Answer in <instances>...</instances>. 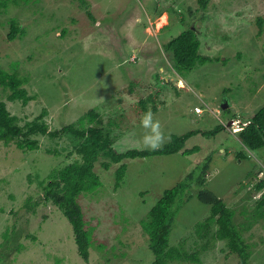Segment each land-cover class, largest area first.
Returning <instances> with one entry per match:
<instances>
[{
    "label": "rangeland",
    "instance_id": "obj_1",
    "mask_svg": "<svg viewBox=\"0 0 264 264\" xmlns=\"http://www.w3.org/2000/svg\"><path fill=\"white\" fill-rule=\"evenodd\" d=\"M84 1L94 20L78 0H11L0 9V70H15L26 79L24 88L32 97L26 105L9 102L0 87V100L19 126L45 110L48 130H60L94 109L107 128L122 108L127 116L121 119V133L110 132L116 136L111 147L117 153L145 150L140 138L147 130L140 127L143 114L135 104L148 89L160 91L152 116L166 136L163 145L189 131L210 132L220 125L225 130L188 139L185 147L200 149L189 156L180 152L126 159L108 171L100 170L99 162L105 160H99L95 170H100L102 185L83 195L81 205L86 228H93L95 241L105 242L106 248L90 249L88 263L77 254L68 220L41 200L38 189L52 170L80 159L72 152L71 139L38 135L35 151L0 143V264H150L153 255L141 222L164 190L188 170L199 173L196 168L207 161L206 188L235 212L236 224L248 222L245 218L264 195V188L254 192L255 184L264 182V147L247 150L236 129L264 105V0H207L204 10L199 0ZM257 18L263 20L261 34ZM11 21L24 35L7 41ZM190 27L199 31L200 55L218 61L187 72L173 66L164 48ZM135 81L140 85L136 92L122 91ZM146 107L149 112L152 103ZM122 164L125 185L114 191L113 172ZM28 197L38 202L30 210L25 207ZM208 214L207 206L189 199L177 216L170 244L183 242L189 253L195 252V224ZM243 237L249 245L248 264H264V216ZM226 253L224 242H216L200 256L201 264H238Z\"/></svg>",
    "mask_w": 264,
    "mask_h": 264
},
{
    "label": "trees",
    "instance_id": "obj_2",
    "mask_svg": "<svg viewBox=\"0 0 264 264\" xmlns=\"http://www.w3.org/2000/svg\"><path fill=\"white\" fill-rule=\"evenodd\" d=\"M10 1L0 0V9H6ZM78 1L86 12L88 19L94 20L93 15L89 13L87 2L84 0ZM199 3L201 9L204 10L207 0H199ZM256 21L258 34H261L263 20L257 18ZM23 35L24 29L11 21L10 32L6 40L12 41L17 36L22 37ZM198 35L199 31L194 27H190L166 43L164 51L173 66L176 65L179 70L189 72L198 65L218 61L217 58L200 55L201 43ZM25 83L26 79L20 77L15 70L13 72L0 70V87L2 91L8 93L6 96L7 101L20 102L22 105L29 103L32 97L28 95L27 90L24 88ZM163 83L171 85L170 82L163 81ZM139 86L138 82H131L122 91L132 94L134 91L136 92ZM151 92L153 91L149 92L147 89L146 96L138 99V103L135 104L138 109L136 110L137 113L144 114L148 112L146 105L151 103L153 107L150 111L153 114L156 113L157 105L155 104L159 99L160 91ZM164 104L165 101H159V105ZM121 109L108 121L107 126L109 129L103 126L102 115L91 109L77 119L76 122L62 127L60 130L49 131L48 126L43 122V117L46 115L45 110L32 121L19 126L18 119L10 114L6 103L0 100V143L4 145L13 144L20 151H35L39 148L38 141L35 139L36 136L42 135L50 139H56L61 135L71 139L72 152L80 156L79 160L60 169L52 170L45 179L38 182V189L42 191L41 200L52 204L70 223L77 254L85 263H88L90 249L94 246L98 250L106 248L105 242L95 241L93 228H86L88 222L86 221L87 218L85 219L86 213L81 205L83 195L92 193L101 187L100 170L108 171L112 164H118L126 159L168 156L180 152L183 156H189L198 153L200 149L197 146L185 147L188 139L198 133L202 136H212L214 133L225 130V127L220 125L210 132L189 131L181 136L173 137L168 144L155 151L130 149L117 153L111 147L116 137H111V133L113 131L122 132L121 119L124 120L127 112ZM124 114H126L125 117ZM243 124L246 125L241 126L242 129L237 134L240 144L250 151L263 148L264 105ZM238 157L242 158V155L239 154ZM102 159L105 161L99 162ZM98 162L100 165L99 171L95 170ZM207 162L196 168L199 169V173H196L194 169L188 170L184 172L181 180L174 187L164 190L147 213L146 219L141 222L142 230L148 237V249L153 255V261L150 264H201L200 256L209 251L216 242H224L227 248L226 258L233 256L238 264H248L250 257L249 245L246 243L243 233L248 230L250 225L264 216V195H262V199L255 202V210L245 218L248 222L236 224L233 221L235 212L229 209L222 199H218L206 188ZM113 173V190L117 191L125 185L126 165H120ZM263 188L264 182H257L254 186V192H260ZM192 197H195L202 205L207 206L209 214L203 221L195 224L194 233L198 242H194V249L197 250L189 253L183 242L179 243L178 246H172L169 237L175 227L182 206ZM37 205L38 202H33L31 197H28L25 201V207L29 210ZM242 214H245L244 210ZM214 226L216 227L215 231H213ZM12 234L13 232L11 236ZM8 238L7 235L4 236L5 240H8Z\"/></svg>",
    "mask_w": 264,
    "mask_h": 264
},
{
    "label": "clouds",
    "instance_id": "obj_3",
    "mask_svg": "<svg viewBox=\"0 0 264 264\" xmlns=\"http://www.w3.org/2000/svg\"><path fill=\"white\" fill-rule=\"evenodd\" d=\"M194 112L201 114V110L198 108H194ZM242 124L238 123L239 126L237 125L236 129H239L240 131L242 129L241 126L246 125ZM140 127L147 130L140 138V143L144 149L155 151L163 146L166 136L162 130L159 120L153 119L150 111L143 114L140 120Z\"/></svg>",
    "mask_w": 264,
    "mask_h": 264
},
{
    "label": "water",
    "instance_id": "obj_4",
    "mask_svg": "<svg viewBox=\"0 0 264 264\" xmlns=\"http://www.w3.org/2000/svg\"><path fill=\"white\" fill-rule=\"evenodd\" d=\"M221 108H222V109H225L226 107L222 105Z\"/></svg>",
    "mask_w": 264,
    "mask_h": 264
},
{
    "label": "built area",
    "instance_id": "obj_5",
    "mask_svg": "<svg viewBox=\"0 0 264 264\" xmlns=\"http://www.w3.org/2000/svg\"><path fill=\"white\" fill-rule=\"evenodd\" d=\"M237 130H239V129H237ZM234 131H235V129H234Z\"/></svg>",
    "mask_w": 264,
    "mask_h": 264
}]
</instances>
